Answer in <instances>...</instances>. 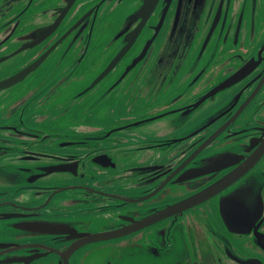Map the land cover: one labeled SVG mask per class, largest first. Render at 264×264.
<instances>
[{"label":"flooded vegetation","instance_id":"obj_1","mask_svg":"<svg viewBox=\"0 0 264 264\" xmlns=\"http://www.w3.org/2000/svg\"><path fill=\"white\" fill-rule=\"evenodd\" d=\"M262 140L264 0H0V264H264Z\"/></svg>","mask_w":264,"mask_h":264},{"label":"water","instance_id":"obj_2","mask_svg":"<svg viewBox=\"0 0 264 264\" xmlns=\"http://www.w3.org/2000/svg\"><path fill=\"white\" fill-rule=\"evenodd\" d=\"M264 140H262L261 142H263ZM252 156H250V157H248L247 159H249V158H251ZM240 159H241V157L239 158V159H237V160H235V161H233V163H231V164H236V163H239L240 162ZM247 159L245 160V162L244 163H246L247 162ZM227 160V159H226ZM230 164V165H231ZM64 164H60L59 166H63ZM103 166H105V165H103ZM228 166V165H227ZM227 166L226 165H224L223 167H221L219 170H217V171H222V170H224V169H226L227 168ZM46 168H48V166H46ZM150 168V167H149ZM149 168H148V170H149ZM148 170H146V171H143V172H145V173H147L148 172ZM244 172H246V171H244ZM243 172V173H244ZM144 174V173H143ZM148 197V196H147ZM147 197H144V198H147ZM143 198V199H144ZM201 200V199H200ZM192 202H194V200H192V199H188L187 201H185V202H178V203H176V204H174L173 206L171 205L169 208H167L166 210H162L161 211V214L160 215H158L159 217H157L156 215H150L151 217H148V218H145V219H143V220H140V222H137L136 224H137V226H136V228H137V230H140V229H142V228H144V227H147V226H149V225H151V224H153V223H155V222H157V221H159V220H162V219H164V218H166L167 216H170V215H172L173 213H176V212H181V211H183V210H185L186 208H188V207H191V205L192 204H195V203H197V202H195V203H192ZM153 218H155V219H153ZM71 222H72V220L71 219H64V220H57V221H48V220H46L43 224H40V226H44V227H49V228H52V229H34L33 228V230H35V231H37V230H41L42 231V233H44L45 235H69V234H71V236H73V233L71 232L74 228H72L71 226H70V224H71ZM37 225H39L38 223H36ZM59 227H61V228H59ZM19 230H21V231H27V230H30V229H28V228H22V227H20L19 228ZM133 230H135V229H129V230H126L125 231V233H119L118 235H115V236H120V235H125V234H127V233H129V232H131V231H133ZM107 233V232H106ZM6 234H8V231H6L3 227H1L0 226V236H5L6 237ZM97 234H100V233H97ZM86 235H89V234H86ZM155 235L156 234H154V238H155ZM97 235L95 234V235H93V236H88V239H85V240H83L82 242H80V243H72V244H70L68 247H67V250L65 251V252H63V253H60V257H59V259H60V261L61 262H59V264H67V261H68V257L76 250V249H78L79 247H82L85 243H88L89 241H99V240H104L103 238H100V237H96ZM111 237H114V236H111ZM111 237H109V238H111ZM69 239H71V238H73V237H68ZM154 242H155V244L156 245H158V244H160L161 242H158V241H156L155 239H154ZM5 246H7V244H5V243H0V248H4ZM10 245H8V247H9ZM8 259V256H4L3 258H1L0 260H7ZM167 261V260H166ZM50 262L51 261H49V262H47V264H50ZM2 263H4V264H16V263H24V261L22 260V259H17V260H10V261H4V262H2ZM25 264H27V262H25Z\"/></svg>","mask_w":264,"mask_h":264},{"label":"rangeland","instance_id":"obj_3","mask_svg":"<svg viewBox=\"0 0 264 264\" xmlns=\"http://www.w3.org/2000/svg\"><path fill=\"white\" fill-rule=\"evenodd\" d=\"M84 256H86L88 258L89 255H87V253L84 254ZM144 258V255L142 256ZM97 257H93V261H90L89 263H92V264H102V262L98 259H96ZM141 259V258H140ZM138 260V257L137 259H135V257L133 258H127V264H147L144 260L146 259H142L143 261L141 260ZM89 261V260H88ZM148 262V264L150 263L149 260H146ZM86 264V263H85ZM114 264V263H112ZM116 264V263H115Z\"/></svg>","mask_w":264,"mask_h":264}]
</instances>
